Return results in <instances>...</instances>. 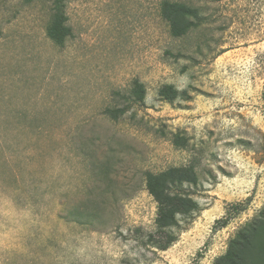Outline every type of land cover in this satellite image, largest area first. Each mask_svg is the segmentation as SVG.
I'll list each match as a JSON object with an SVG mask.
<instances>
[{"label": "rangeland", "instance_id": "rangeland-1", "mask_svg": "<svg viewBox=\"0 0 264 264\" xmlns=\"http://www.w3.org/2000/svg\"><path fill=\"white\" fill-rule=\"evenodd\" d=\"M167 1L201 23L173 37ZM65 11L58 45L52 0H0V264H216L264 212V0ZM171 168L196 172L183 191L198 209L161 250L146 181Z\"/></svg>", "mask_w": 264, "mask_h": 264}, {"label": "trees", "instance_id": "trees-1", "mask_svg": "<svg viewBox=\"0 0 264 264\" xmlns=\"http://www.w3.org/2000/svg\"><path fill=\"white\" fill-rule=\"evenodd\" d=\"M66 2L67 0H52L53 16L48 36L58 45H64L71 35V29L66 25L68 20ZM162 16L169 23L171 34L175 38L183 37L202 20L197 9L168 1L162 5ZM160 95L172 102L178 92L173 86H166L160 91ZM132 96L133 102L143 103L146 98L145 86L135 81ZM127 110V107L107 109L106 114L114 120H119ZM185 183L197 185L198 178L193 169L171 168L160 174L147 175L146 188L158 208L156 219L158 233L166 239L164 243L158 245L161 250H167L174 242L171 230L178 225L179 216H188L198 209V204L189 193L183 191ZM216 264H264V212L259 218L240 229L226 254Z\"/></svg>", "mask_w": 264, "mask_h": 264}]
</instances>
